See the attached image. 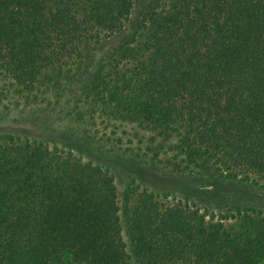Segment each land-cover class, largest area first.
<instances>
[{
  "label": "trees",
  "instance_id": "16d2710c",
  "mask_svg": "<svg viewBox=\"0 0 264 264\" xmlns=\"http://www.w3.org/2000/svg\"><path fill=\"white\" fill-rule=\"evenodd\" d=\"M136 1L0 0L4 78L67 126L0 135V264H264V212L207 217L135 181L134 263L127 253L115 177L92 143L162 137L185 169L264 185V0H158L103 52ZM108 128L120 132L110 151Z\"/></svg>",
  "mask_w": 264,
  "mask_h": 264
},
{
  "label": "rangeland",
  "instance_id": "374dc122",
  "mask_svg": "<svg viewBox=\"0 0 264 264\" xmlns=\"http://www.w3.org/2000/svg\"><path fill=\"white\" fill-rule=\"evenodd\" d=\"M157 1L137 0L124 32L102 41V45L109 41L102 51L118 45L124 37H128L144 21ZM39 101L36 93L9 85L0 70V135L17 134L34 139L43 136L45 139L52 138L54 135H51V131L56 128L67 133L66 122L53 124L58 117L57 112ZM113 133V128H108L104 137V141L108 139L106 151H110L111 144L118 141L120 132ZM150 137L153 136L146 134L144 143L139 145L134 141L131 146L125 138L120 147L115 146L109 153H100V146L92 143V151L87 152L92 160L104 162L115 177L121 204V235L133 263L134 248L129 228L130 214L127 212L135 198L130 187L132 181H135L134 188H145L154 194L188 201L204 211L207 217L220 218L247 209L264 212V185L227 176L211 165L204 169L190 165L185 169L175 153H165V148L169 146L166 143L160 144L162 137L155 141H150ZM159 145L163 149L159 150Z\"/></svg>",
  "mask_w": 264,
  "mask_h": 264
}]
</instances>
